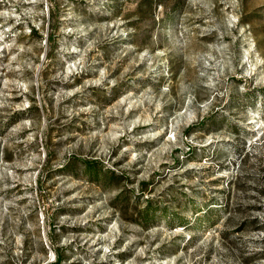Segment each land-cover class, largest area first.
Listing matches in <instances>:
<instances>
[{"label": "rangeland", "instance_id": "1", "mask_svg": "<svg viewBox=\"0 0 264 264\" xmlns=\"http://www.w3.org/2000/svg\"><path fill=\"white\" fill-rule=\"evenodd\" d=\"M0 264H264V0H0Z\"/></svg>", "mask_w": 264, "mask_h": 264}]
</instances>
